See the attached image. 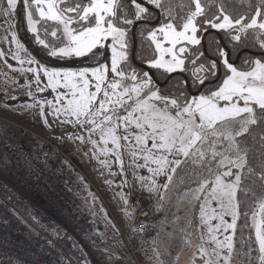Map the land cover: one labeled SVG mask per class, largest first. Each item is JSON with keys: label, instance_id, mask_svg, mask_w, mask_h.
I'll list each match as a JSON object with an SVG mask.
<instances>
[{"label": "snow or ice", "instance_id": "6c2138e0", "mask_svg": "<svg viewBox=\"0 0 264 264\" xmlns=\"http://www.w3.org/2000/svg\"><path fill=\"white\" fill-rule=\"evenodd\" d=\"M16 3L17 0H7L9 9H14ZM191 3L195 5V10L190 11L186 18L181 17L182 24L176 25L171 7L165 8L162 0H131L136 9L137 20L148 15L145 4L153 6L154 10L168 18V23L150 33L157 51L161 53L150 63V67L163 69L167 73L183 69L185 61L181 57L187 49L177 46L184 42L190 45L200 44L197 36V18L204 16L206 9L201 0H191ZM63 4L71 5L72 0H24L31 31L36 32L31 8L39 12L42 20L56 21L63 25V35L66 36L67 43L59 49L52 48L48 53L52 57L96 58L99 47L103 46L102 41L111 38L110 71L114 76L112 80H108L109 69L102 64L77 71L55 69L49 71L41 68L48 78L49 87L55 90L62 86L67 90L57 95L55 103L45 101L52 109L47 114L54 116L60 124L85 128L89 133L87 142L95 149L93 155L112 153L121 172L122 155L127 153L136 168H146L149 172L148 177H138L141 187L149 194L160 190L161 186L157 181L159 177H167V182L162 187L170 188L174 174L184 165L191 163L194 167L205 169L208 176L214 179H205L194 191L185 193L192 195L197 202L203 200L200 203V227L207 228L209 241L214 245L211 251L201 247L200 255L207 257L204 264H231L234 255L233 235L240 217L238 209L241 202L238 199V192L248 195L242 187L244 169L247 167V149L241 147L239 138L249 131V125L257 123L256 110L264 112V63L256 60L250 70L242 71L225 59L224 64L230 75H226L216 91L191 99H187L183 93L179 97H169L161 94L158 88L152 90L155 88V82L148 73H144L143 78L139 80L135 72L126 77L121 63L127 60L126 31L118 27L116 21L121 19L124 24H132L133 21L125 18L127 10L122 8L121 0H91L89 4L83 6L76 3L74 6L61 7ZM262 7L264 0H261V5L256 7L255 15L247 23H243L244 16L233 20L229 15H223L221 9L223 18L220 22L206 20L205 24L217 30H234L235 40H240L241 34H246L249 30H258L256 35L259 37L264 35V20L257 19L262 15ZM122 11L123 15H120ZM70 13L76 15H67ZM3 14L10 13L5 11ZM74 24L78 27H72ZM178 27L180 30H177ZM157 33L163 36V41L157 39ZM52 35L56 37L57 32L53 31ZM164 42L171 46L165 48ZM37 43L45 48L49 47L39 36ZM260 46L264 48V42H261ZM164 53L171 59L165 60ZM2 55L3 53H0V56ZM220 55H226L222 49ZM14 58L18 57L14 54ZM29 63L38 62L29 60ZM193 63L195 64V61ZM211 67L215 69L216 63L213 62ZM207 71L204 65L196 69L194 75L200 85L206 79L200 73ZM211 75L215 76L216 73L212 72ZM117 77L119 79H116ZM126 79L133 81L131 87L127 86ZM36 82H39V76L36 77ZM62 100L66 102L61 104ZM36 106L41 108V115L44 116L43 104L37 102L34 105H26ZM237 121L240 128L233 131L231 125ZM45 123H48L47 120ZM118 129L122 130V136L118 134ZM97 131L101 134L100 143L104 145L103 148L92 139V134ZM69 138L85 142L82 135L72 134ZM121 139L125 141L124 144H121ZM109 143L112 145L111 148L108 147ZM141 158L143 164L137 162ZM100 163L108 166L107 160ZM225 165L227 170L222 171ZM252 171L248 168V174ZM233 176L234 179H227ZM260 178L264 179V175ZM124 202L127 204L126 198ZM213 204L215 207H212ZM259 208L264 212V203H261ZM256 215L258 214H254L253 217L255 241L258 244L260 264H264V220L255 219ZM226 216L231 217V222L225 219ZM213 220L217 221L214 226L211 223ZM229 230L231 234L224 235L223 240L217 238Z\"/></svg>", "mask_w": 264, "mask_h": 264}, {"label": "trees", "instance_id": "16d2710c", "mask_svg": "<svg viewBox=\"0 0 264 264\" xmlns=\"http://www.w3.org/2000/svg\"><path fill=\"white\" fill-rule=\"evenodd\" d=\"M90 2L91 0H72L71 5L63 4L61 7L74 6L76 3L83 6ZM162 2L165 8L171 7L176 25L182 24L181 17L186 18L190 11L195 10V5L191 3V0H162ZM201 3L206 12L204 16L197 18L198 38L207 28H210L205 24L206 20L217 23L222 20L221 9H223V15H229L233 20L244 16L243 23H247L255 15L256 7L261 5V0H201ZM121 5L123 9L127 10L125 18L133 21L132 24H124L121 19L116 21V25L126 31L127 60L122 62L126 77L135 72L139 80L143 78L144 73H148L151 77L150 73L152 72L153 78H151L155 82V88L152 90L158 88L163 95L179 97L183 93L187 99H190L194 95L192 92H197L196 95L205 94L217 88L221 79L227 73L226 68H221V74L215 83L208 84L201 89L194 73L200 65H204L207 69L211 68V73H216L215 76L207 72L205 74L210 75V79L217 78L219 62H222L223 58L220 55L221 49L228 52L230 60L237 59L235 66L240 70L249 69L254 59L264 62V55L258 53L264 52V48L260 46L261 42H264V35L257 37L256 32L258 30H249L246 34H241L240 40H235L233 39V36L236 35L234 30L216 29V32L206 31L203 43L200 42L198 45H187L185 47L187 51L182 56L185 63L180 72L167 73L162 69L150 67V62L156 56L150 33L157 27L168 23V18L161 15L158 10H154L153 6L146 5L148 15L137 20L135 18L136 9L131 4V0H121ZM261 12L262 15L257 17L258 20H264V7L261 8ZM67 15L75 16L76 14L70 13ZM120 15H123V11ZM10 16L16 40L26 55L37 61V64L57 70L92 68L101 64L107 67L110 66L109 42L99 47L96 58L52 57L48 54L49 51L65 42L59 23L50 20H39L37 34L31 32L26 23L24 0H17ZM215 17H219V19H214ZM72 27H78V25L74 24ZM53 31L57 32L56 37L52 35ZM37 36L43 39L49 47L45 48L43 45L38 44ZM134 43V58H132ZM193 61H195V64ZM213 62L216 63L215 69L211 67ZM125 82L127 85L133 83L130 79H126ZM255 115L257 123L249 125V131L239 138L241 147L247 149V167L244 169L245 178L242 181V187L248 192V195H245L244 192H238V199L241 202L238 209L240 217L237 220V229L233 235L234 255L231 264H258V246L255 241V230L251 218L254 211L259 209V205L264 203V179L260 178L264 175V112L257 109ZM231 127L233 131H238L240 128L239 121L234 122ZM215 167L214 164L213 168L215 169ZM248 168L253 170L251 174H248ZM221 170L226 171L227 165ZM233 171L235 172V169ZM205 179L210 180L214 177H209L206 170L199 166L194 167L191 163L184 165L174 174L170 188L164 189L163 196L157 200V206L162 214L157 231L160 238L166 240V244L163 245L162 250L160 249L162 256H173L168 253V246H172V249H174L173 246L179 248V245H181L180 248L183 246L182 250L187 254V245L191 244L193 240L195 242L198 239L200 240L198 224L202 199L197 202L192 195H185V193L190 190L194 191L199 183ZM97 235V231L92 234L81 235L77 233L79 241L87 247L95 264H117L111 254L104 252L94 244L92 240ZM64 251L66 254H70L75 264H91L84 256L77 240H73L69 246H65ZM192 254L195 260L187 264H196V259L200 261L204 259V257H201L198 248L194 249Z\"/></svg>", "mask_w": 264, "mask_h": 264}, {"label": "built area", "instance_id": "2783aa9c", "mask_svg": "<svg viewBox=\"0 0 264 264\" xmlns=\"http://www.w3.org/2000/svg\"><path fill=\"white\" fill-rule=\"evenodd\" d=\"M88 195L66 154L32 129L0 115V261L62 264L60 254L66 256L64 248L78 240L77 233L96 231L93 220L73 211L74 199ZM160 217L154 206L143 205L133 222L119 229L129 257L135 260L151 243ZM92 241L107 245L100 235Z\"/></svg>", "mask_w": 264, "mask_h": 264}, {"label": "rangeland", "instance_id": "374dc122", "mask_svg": "<svg viewBox=\"0 0 264 264\" xmlns=\"http://www.w3.org/2000/svg\"><path fill=\"white\" fill-rule=\"evenodd\" d=\"M7 6V0H0V53H3V55L0 56V80H2L3 82L1 83L0 81V115L13 119L18 123L37 132L39 135L44 137L53 147H57L69 157L72 166L77 169L79 177L84 179L89 192V195L85 199H74L78 210H87L85 211V214L83 213L84 215L81 217L93 220L98 235H100L105 241L109 240L115 244H120L119 229L125 228L132 223L139 207L149 203L157 204V199L159 200L160 196V190L158 192L149 194L141 187V184L138 182V177H148L150 174L146 168H136L135 170H132L133 168H135V166L132 159H130L127 153H123L122 155L123 171L121 172V168L118 164H116L115 156L112 153H109L108 155H93V151L95 149H93V145L90 142H87V137L89 133L85 130V128L79 126L73 127L72 124H60L54 116L47 114L51 112L52 109L48 107L45 101H51L55 103L57 95L63 94L67 90L64 89L62 86L58 87L55 90L49 87L48 78L40 69L45 68L49 71L53 69L43 67L37 63H34V65H24L23 63H21L19 53L16 51V42L11 32H8V30L11 29L8 23L9 21L10 24H12L11 18L9 15L3 14L5 11L8 10ZM30 10L32 12V18L35 22L36 27V32L34 33L37 34L38 22L39 19H42L39 16V12L35 8H31ZM26 21L28 29L31 31L27 19V11ZM60 27L63 33V25L60 24ZM159 27H157L156 29H158ZM177 30H180V28H177ZM157 39L163 41V36L157 33ZM64 40V44L55 47V49H59L60 47L65 46V44L67 43L66 36H64ZM106 42H109L111 62V38L102 41V45ZM153 45L156 52L154 60H156L159 55H161V53L157 51L154 42ZM183 45L190 44L184 42L182 45H178L177 48ZM163 46L167 48L171 45H169L167 42H164ZM14 54L18 58H14ZM163 56L165 60L171 59V57L167 53H164ZM233 66L236 67L235 65ZM107 68L109 69V72L107 73V79L112 80L114 74H112L110 71L111 63L110 66ZM225 68L227 69L226 65ZM29 69H36V71H29ZM67 70L77 71L80 69ZM178 70L180 69H177L174 72ZM247 70H250V68ZM226 75H230L228 69L227 73L221 79L219 86L223 83V80L226 78ZM37 76H39L38 83L36 82ZM116 79L119 78L117 77ZM132 84L133 83H130L127 86L131 87ZM218 87L208 93H205L204 95H209L212 91H216ZM90 90L94 91V89ZM100 95L102 96V94ZM199 95L201 94L192 95L191 98ZM37 102L44 105V116L41 115V108L39 106L26 107V105H34ZM65 102L66 101L62 100L61 104ZM64 118L65 117H60V119ZM45 120H47V124L45 123ZM120 130L121 129H118V132ZM72 134L84 136L85 142L81 143L79 140L70 139L69 137ZM100 135V132L97 131L92 134V139L98 142V146L100 148H103L104 145L100 143ZM150 145L151 142L149 143V146ZM108 147H112L111 143H109ZM104 160L108 161V166L102 165L100 163V161ZM137 162L139 164L144 163L142 158ZM152 167H155V165H152ZM230 179H234V176ZM157 181L160 186H163L164 180L162 184H160L162 181L160 180V177L157 178ZM125 198L128 201L127 204H125L124 202ZM212 207H215V204H213ZM254 214H258L256 215L255 219L264 220V212H261L260 208L255 210L251 218L253 227ZM225 219L228 222H231V217L226 216ZM211 223L214 226L217 221L213 220L211 221ZM199 232L202 241L201 247H204L211 251L214 245H212L209 241V234L207 233V228L200 227V211ZM227 234H231V230H229L228 233L218 235L217 238L223 240L224 235ZM201 247L198 248L199 252ZM259 255L260 254L258 250V264H260Z\"/></svg>", "mask_w": 264, "mask_h": 264}, {"label": "crops", "instance_id": "0c3cea01", "mask_svg": "<svg viewBox=\"0 0 264 264\" xmlns=\"http://www.w3.org/2000/svg\"><path fill=\"white\" fill-rule=\"evenodd\" d=\"M7 11L9 13H11L12 9L8 8ZM9 16H10V14H9ZM10 18H11V16H10ZM8 23H9V27L11 28L10 30H8V32H11V34L13 35V38H14V40L16 42V51L19 53L20 60L23 61L24 65L25 64L34 65V63H29V60H33V59L31 57H29L28 55H26V53L23 51V49L19 45L18 41L16 40L15 34L13 32L12 24H10L9 21H8ZM11 23H12V20H11ZM26 23H27V21H26ZM18 45H19V47H18ZM0 81H1V83H3L2 80H0ZM118 134L119 135H123L122 130H120L118 132ZM120 142L123 143V144L125 143V141L123 139H121ZM134 166H135V164H134ZM135 169H136V166L132 170H135ZM160 180H162L160 184H162L163 180H164V182H163V184H164V183L167 182V177H164V178L160 177ZM163 192H164V188L161 185L159 198H161L163 196ZM145 205L154 206L157 209V211L160 213L161 217L158 220V222L156 223V231H155V241H154V243H150L148 246H146L137 255L135 260L132 259L131 257H129V254H128L127 250H126L125 244L122 242V240H120V244H115V243H113V242L108 240L107 241V245L105 247H99L98 245H97V247L102 249L104 252H106V253L108 252L109 254H111L115 258V261L117 262V264H122L123 260H128L129 264H187L189 262L191 263L192 260H195V258H193V256H192L193 255L192 252L194 251V249H197V248L201 247V244H202V241H201V238H200V232H199V224H198V233H199L200 240L198 239L196 242L193 240L191 242V244L187 245V247H188V250L186 251L187 254H185V251L182 250L183 246H182V248H180L181 245H179V248L173 246L174 249H172V246L171 247L168 246V253L169 254L171 253L173 256H168V257L165 256V255L162 256L161 255L162 254L161 250H162L163 245L166 244V240L160 238V236L158 235V231H157L158 230V226H160L158 224H159V222L162 219V214H161V211L158 208L157 204L149 203V204H145ZM73 211L78 213V214H80V216H83L85 214V211H87V210H78V207H77L76 203L74 202V210ZM170 226H172V225H170ZM127 227H125V228H127ZM125 228H120V229H125ZM77 241L80 244V248H81L82 252L84 253V256L87 257V259L89 260V262L91 264H95L92 256L90 255V253H89V251L87 249V247L84 246L79 241V239ZM181 242H182V240H181ZM118 250L122 251L121 255L118 254V252H117ZM81 259H82V257H81ZM204 259H207V257H204ZM204 259L202 261L196 259V264H204ZM60 261H61V263H64V264H75L74 259L68 253L66 254V256L61 255L60 256ZM108 263H109V261H108ZM0 264H9V263L4 262V261H0Z\"/></svg>", "mask_w": 264, "mask_h": 264}, {"label": "flooded vegetation", "instance_id": "af4514ba", "mask_svg": "<svg viewBox=\"0 0 264 264\" xmlns=\"http://www.w3.org/2000/svg\"><path fill=\"white\" fill-rule=\"evenodd\" d=\"M147 4H145L144 6H146ZM206 31H214V32H216V29H213V28H207L206 30H205V32H203V34L199 37V39H200V41H201V43H203L204 42V37H205V35H206ZM183 47H187V45H183ZM225 52V56H223V58H222V62H219V69H218V76H217V78L215 77V78H213V79H210L209 78V76L210 75H208L207 73H211V68L210 69H208V71H207V75L205 74V72H203L201 75L202 76H205L206 77V79H205V81H204V83L202 84V85H200V89L201 88H203V87H205V86H207L208 84H212V83H215L216 81H217V79L219 78V76H220V74H221V68H225V65H224V60L225 59H227L228 60V62L230 63V64H233V65H236L237 64V59L236 60H230L229 59V57L227 58V56H228V52H226V51H224ZM258 53H262L263 55H264V52H258ZM255 60H257V59H254V61ZM259 60V59H258ZM254 61H253V63H254ZM235 62V63H234ZM223 63V64H222ZM253 65V64H252ZM252 67V66H251ZM250 67V68H251ZM147 69H149L148 67H147ZM150 70V69H149ZM182 69H180V70H178V71H176V72H180ZM247 70V69H246ZM172 73H174V72H172ZM152 78H153V76H151ZM220 84V83H219ZM192 93H194V95H196L197 94V92H192Z\"/></svg>", "mask_w": 264, "mask_h": 264}, {"label": "water", "instance_id": "95a60500", "mask_svg": "<svg viewBox=\"0 0 264 264\" xmlns=\"http://www.w3.org/2000/svg\"><path fill=\"white\" fill-rule=\"evenodd\" d=\"M134 49H135V43H134V48H133V52H132V58H134ZM227 58H228V56H227ZM237 61V60H236ZM235 63V62H234ZM151 72V71H150ZM151 74V76H153V73L151 72L150 73ZM154 241H155V235H154V237H153V239H152V241H151V243H154Z\"/></svg>", "mask_w": 264, "mask_h": 264}]
</instances>
